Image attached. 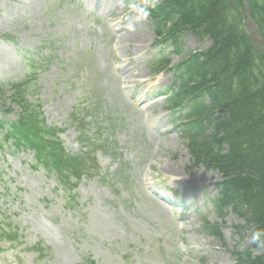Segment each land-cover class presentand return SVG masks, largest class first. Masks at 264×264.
<instances>
[{
	"label": "rangeland",
	"instance_id": "rangeland-1",
	"mask_svg": "<svg viewBox=\"0 0 264 264\" xmlns=\"http://www.w3.org/2000/svg\"><path fill=\"white\" fill-rule=\"evenodd\" d=\"M160 1L0 0V264H235L262 253L253 224L230 207L216 214L220 174L192 164L172 123L170 70L211 41L181 28L177 46H155L148 9ZM157 54L169 60L160 73ZM24 107L56 132L77 179L3 140Z\"/></svg>",
	"mask_w": 264,
	"mask_h": 264
},
{
	"label": "trees",
	"instance_id": "trees-1",
	"mask_svg": "<svg viewBox=\"0 0 264 264\" xmlns=\"http://www.w3.org/2000/svg\"><path fill=\"white\" fill-rule=\"evenodd\" d=\"M248 4L264 38V0ZM242 9V0H161L148 10L158 43L177 46L181 28L211 41L173 65L168 101L182 113L179 129L192 164L220 174L216 214L223 216L230 207L254 226L253 246L262 253L238 257L235 264H264V51L250 40ZM165 63L162 55L156 69ZM3 137L32 149L41 165L59 170L64 179L83 172L63 166L65 154L53 130L27 107ZM204 226L217 234L218 225Z\"/></svg>",
	"mask_w": 264,
	"mask_h": 264
},
{
	"label": "water",
	"instance_id": "water-1",
	"mask_svg": "<svg viewBox=\"0 0 264 264\" xmlns=\"http://www.w3.org/2000/svg\"><path fill=\"white\" fill-rule=\"evenodd\" d=\"M245 12V27L252 42L260 49H264V39L261 37L255 23L251 19L247 0H243Z\"/></svg>",
	"mask_w": 264,
	"mask_h": 264
},
{
	"label": "bare ground",
	"instance_id": "bare-ground-1",
	"mask_svg": "<svg viewBox=\"0 0 264 264\" xmlns=\"http://www.w3.org/2000/svg\"><path fill=\"white\" fill-rule=\"evenodd\" d=\"M188 187V184L186 183V185L185 184H183V189H186ZM190 189V188H189ZM179 201V200H178ZM180 202V201H179Z\"/></svg>",
	"mask_w": 264,
	"mask_h": 264
}]
</instances>
